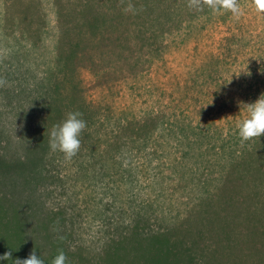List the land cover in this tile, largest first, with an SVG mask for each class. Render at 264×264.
Masks as SVG:
<instances>
[{"label":"rangeland","instance_id":"obj_1","mask_svg":"<svg viewBox=\"0 0 264 264\" xmlns=\"http://www.w3.org/2000/svg\"><path fill=\"white\" fill-rule=\"evenodd\" d=\"M239 2L0 0V264H264V134L238 135L264 12Z\"/></svg>","mask_w":264,"mask_h":264},{"label":"clouds","instance_id":"obj_2","mask_svg":"<svg viewBox=\"0 0 264 264\" xmlns=\"http://www.w3.org/2000/svg\"><path fill=\"white\" fill-rule=\"evenodd\" d=\"M208 6L215 10H226L238 18L243 13V7L239 0H207ZM255 7L264 12V0H254ZM190 6L199 8L200 0H190ZM247 68V66H246ZM245 74H250L249 69L241 70ZM238 74V75H239ZM239 110L241 106L245 115L238 121V135L241 141L249 140L253 137L259 138L264 134V92L251 102H238ZM79 111H70L66 117L49 131V147L52 151H59L64 154L65 159H71L80 148L81 131L86 126V121L81 118ZM13 258L11 250L0 254V261ZM13 264H45V261L32 250L26 258L15 257ZM51 264H67L66 254L61 250L52 258Z\"/></svg>","mask_w":264,"mask_h":264},{"label":"trees","instance_id":"obj_3","mask_svg":"<svg viewBox=\"0 0 264 264\" xmlns=\"http://www.w3.org/2000/svg\"><path fill=\"white\" fill-rule=\"evenodd\" d=\"M5 221H6V219L4 220V222H5ZM6 222H7V224H9V222H8V221H6ZM7 224H6V225H7Z\"/></svg>","mask_w":264,"mask_h":264}]
</instances>
